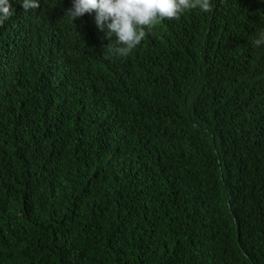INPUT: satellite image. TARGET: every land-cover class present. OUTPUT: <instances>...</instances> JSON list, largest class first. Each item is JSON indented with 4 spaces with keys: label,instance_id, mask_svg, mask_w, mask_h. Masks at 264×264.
<instances>
[{
    "label": "trees",
    "instance_id": "trees-1",
    "mask_svg": "<svg viewBox=\"0 0 264 264\" xmlns=\"http://www.w3.org/2000/svg\"><path fill=\"white\" fill-rule=\"evenodd\" d=\"M12 2L0 264H264V0L159 21L128 56L73 0Z\"/></svg>",
    "mask_w": 264,
    "mask_h": 264
},
{
    "label": "clouds",
    "instance_id": "clouds-1",
    "mask_svg": "<svg viewBox=\"0 0 264 264\" xmlns=\"http://www.w3.org/2000/svg\"><path fill=\"white\" fill-rule=\"evenodd\" d=\"M20 5L25 11L33 10L39 7V0H21ZM191 9L207 13L211 0H73L65 14L75 22L94 12L97 28L107 38H115L110 43L116 45L112 52L128 56L157 22L178 18ZM14 11L12 0H0V24ZM254 42L264 44V30L257 31Z\"/></svg>",
    "mask_w": 264,
    "mask_h": 264
}]
</instances>
